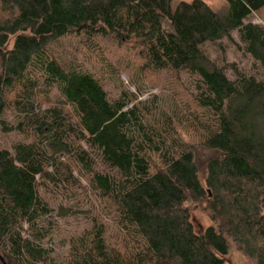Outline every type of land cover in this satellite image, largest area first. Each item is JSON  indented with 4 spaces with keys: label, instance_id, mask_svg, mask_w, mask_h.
<instances>
[{
    "label": "trees",
    "instance_id": "1",
    "mask_svg": "<svg viewBox=\"0 0 264 264\" xmlns=\"http://www.w3.org/2000/svg\"><path fill=\"white\" fill-rule=\"evenodd\" d=\"M177 1L0 0V130L25 138L0 149V264H225L231 247L264 264V26L249 22L264 0H223L222 15ZM235 31L262 73L210 58ZM75 36L137 45L146 71L195 77L187 127L204 162L177 131L147 127L127 93L113 101L63 63L55 47ZM82 180L116 241L97 215L59 253L44 195L79 194Z\"/></svg>",
    "mask_w": 264,
    "mask_h": 264
},
{
    "label": "rangeland",
    "instance_id": "2",
    "mask_svg": "<svg viewBox=\"0 0 264 264\" xmlns=\"http://www.w3.org/2000/svg\"><path fill=\"white\" fill-rule=\"evenodd\" d=\"M194 0H178L177 2H192ZM220 15L227 10L223 0H202ZM249 22L264 26V10L251 17ZM169 29L168 27L166 28ZM233 41L223 40L210 44L208 54L218 65L223 61L235 64L241 72L259 74L262 71L246 53L239 32L235 31ZM60 60L67 66L77 67L93 74L103 85L111 100L120 99L127 93L130 104L127 109L137 106L140 118L144 124L164 131L168 136L179 134L180 138L189 145H193L199 154L201 162L210 155L202 151L197 134L189 130L193 101L197 90V79L189 75H179L171 72L156 73L146 71L137 45H121L113 39L97 38L93 41L84 37H70L55 47ZM224 65V64H223ZM230 78L233 73L226 65ZM138 111V112H139ZM10 118V122H11ZM25 138L15 133H4L0 130V149H11ZM84 189L81 193H72L65 197L54 192L45 193L46 200L54 210V219L58 220L55 234V247L59 253H64L66 245L72 236L81 235L90 228L92 219L96 216L108 225V240L116 241L115 230L110 220L102 214V202L89 190V185L82 180ZM59 214L65 215L61 218ZM193 221L198 231H203L211 225L206 213L201 210L193 212ZM225 264H254L236 247H231L224 258Z\"/></svg>",
    "mask_w": 264,
    "mask_h": 264
}]
</instances>
